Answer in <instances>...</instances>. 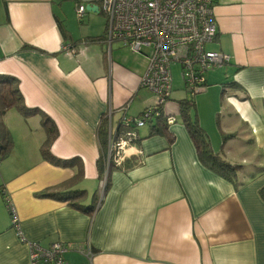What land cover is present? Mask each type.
<instances>
[{
    "label": "crops",
    "instance_id": "0c3cea01",
    "mask_svg": "<svg viewBox=\"0 0 264 264\" xmlns=\"http://www.w3.org/2000/svg\"><path fill=\"white\" fill-rule=\"evenodd\" d=\"M79 4L91 6L73 23ZM99 6L0 0V77L15 79L30 110L12 107L0 120V144L12 142L6 155L0 151V264H31L7 201L22 236L42 247L67 243L70 264H264V0H213L217 34L208 48L229 61L205 73V86L188 104L212 154L246 166L226 175L199 158L179 113L191 96L180 75L186 96L178 85L172 90L171 78L163 107L173 118L166 123L172 141L150 134L155 118L131 127L136 138L106 178L109 127L116 132L123 115L136 118L157 98L140 84L146 51L109 45ZM45 119L57 131L48 149L53 161L41 154ZM56 186L79 192L66 196L70 201L39 195Z\"/></svg>",
    "mask_w": 264,
    "mask_h": 264
},
{
    "label": "built area",
    "instance_id": "2783aa9c",
    "mask_svg": "<svg viewBox=\"0 0 264 264\" xmlns=\"http://www.w3.org/2000/svg\"><path fill=\"white\" fill-rule=\"evenodd\" d=\"M212 7L213 0H100L99 8L106 21L105 41L109 45L119 41L132 52L146 51L148 67L140 84L157 98L155 105L136 118L123 115L122 127L142 126L160 113L166 116V123L173 122L163 109L171 93L172 62L180 66L181 79L192 99L205 86V73L229 61L227 54L208 48L217 34ZM85 9L79 4L76 17L81 19ZM110 113L107 111L105 115ZM115 135L109 127L107 165L111 157L119 164L124 147L136 138L133 129L122 131L117 139ZM7 208L20 241L28 247L31 264H70L64 257L69 249L67 243L55 241L42 247L36 241H27L18 229L15 210L8 201Z\"/></svg>",
    "mask_w": 264,
    "mask_h": 264
},
{
    "label": "trees",
    "instance_id": "16d2710c",
    "mask_svg": "<svg viewBox=\"0 0 264 264\" xmlns=\"http://www.w3.org/2000/svg\"><path fill=\"white\" fill-rule=\"evenodd\" d=\"M193 100L190 98L189 100H184V101H180V106H181V112H179L180 114L183 112V121L184 124L186 125L190 137L192 138V140L194 141V144L197 147L198 150V155L199 158L201 160L204 161H212L210 166L215 168L218 172H220L222 175H226L228 174L225 169L231 168V171L235 170L234 168L237 167H241L243 165H231L229 163L224 162L223 160H220L219 157H216L215 155L212 154V152L208 149L207 146V136L206 134L202 131V129L197 125L196 121L191 120V118L188 117L187 115V110H188V104L191 103ZM16 108L18 109L20 112L26 114L28 112H30V110H28L22 100V96L18 90V87L16 85L15 79H13L12 77H0V120L2 115L5 113V111L9 108ZM165 115L160 113L157 116H153L150 120H148L146 123L150 122L152 119L155 118V122L154 124H151L150 126V134H165L167 135V138L169 139V141H172V136L169 134L168 130H167V125H166V119H165ZM122 119V117H121ZM121 119L119 120V127L116 130V135H119L120 133H122V131H126V130H130L132 129L131 127H127V126H123L122 127V123H121ZM1 122V121H0ZM145 123V124H146ZM102 124V122H101ZM44 125H45V129H46V138L41 146V154L43 156L44 159L53 161L52 158L50 157V155L48 154V149L51 145V142L55 139L57 131H56V127L52 122H49L48 119L44 120ZM100 138H101V144L106 145V127L105 126H101L100 127ZM12 147V142L9 138L6 139V141L3 144H0V151H2V155H6L8 153V151L11 149ZM207 154V155H205ZM211 157V159L209 158ZM106 158H105V154H102V156L100 157V159H98L97 163H98V168H99V172L102 174H104L105 171V166H106ZM123 161V160H122ZM121 161V162H122ZM115 165H121V163L116 164L114 159L111 157L109 159V164L107 165V171H106V178L108 176V171L110 170V168L112 166ZM229 176V175H227ZM105 178V179H106ZM77 180V176L75 175L71 180L65 182L64 188L69 187L71 184H74V182ZM107 181V180H106ZM60 186V185H59ZM56 187H52V188H47L45 190H43L42 192L39 193V195L41 196H51V197H56V198H61L64 199L66 198V196L72 198L74 193H78V190H72V191H57L55 190ZM264 191V190H262ZM68 197L66 199H68ZM69 200V199H68ZM70 201V200H69ZM71 203V202H69ZM76 204V203H75ZM74 204V205H75Z\"/></svg>",
    "mask_w": 264,
    "mask_h": 264
},
{
    "label": "rangeland",
    "instance_id": "374dc122",
    "mask_svg": "<svg viewBox=\"0 0 264 264\" xmlns=\"http://www.w3.org/2000/svg\"><path fill=\"white\" fill-rule=\"evenodd\" d=\"M76 18L77 17L74 14V16L72 17L73 23L74 22L75 23H78L77 20H76ZM171 64H170V71H171V78H172V90H173V87H175V86L178 85L179 86L178 87V90H177L178 91L177 92L178 95L185 97L186 94H185L184 90L182 89V82H181V79H180V66L178 64H172V65ZM172 90H171V93H172ZM171 96H172L171 98L174 99V100L175 99L176 100L181 99L180 97L178 98V97H176V95L174 96L173 94ZM0 128H2L1 122H0ZM244 154H246V153H244ZM218 157H219L220 160L223 159V157L221 155H219ZM235 158H237V160H240L241 161V159L244 158V157L241 154H238L237 157H235ZM234 169L235 170H238L237 172H240V169H246V166H241L239 168L235 167Z\"/></svg>",
    "mask_w": 264,
    "mask_h": 264
},
{
    "label": "water",
    "instance_id": "95a60500",
    "mask_svg": "<svg viewBox=\"0 0 264 264\" xmlns=\"http://www.w3.org/2000/svg\"><path fill=\"white\" fill-rule=\"evenodd\" d=\"M90 6H91V5H87V6H86V9L89 10V9H90Z\"/></svg>",
    "mask_w": 264,
    "mask_h": 264
}]
</instances>
